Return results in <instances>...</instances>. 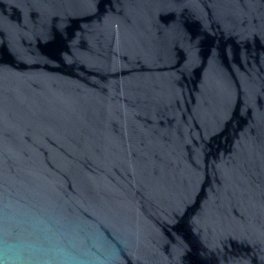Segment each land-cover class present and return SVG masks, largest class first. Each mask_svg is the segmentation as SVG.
<instances>
[{
  "label": "water",
  "instance_id": "1",
  "mask_svg": "<svg viewBox=\"0 0 264 264\" xmlns=\"http://www.w3.org/2000/svg\"><path fill=\"white\" fill-rule=\"evenodd\" d=\"M0 264H264V0H0Z\"/></svg>",
  "mask_w": 264,
  "mask_h": 264
}]
</instances>
